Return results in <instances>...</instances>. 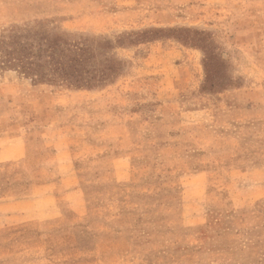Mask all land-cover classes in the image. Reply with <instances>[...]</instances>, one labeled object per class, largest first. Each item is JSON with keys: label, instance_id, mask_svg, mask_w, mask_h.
<instances>
[{"label": "rangeland", "instance_id": "obj_1", "mask_svg": "<svg viewBox=\"0 0 264 264\" xmlns=\"http://www.w3.org/2000/svg\"><path fill=\"white\" fill-rule=\"evenodd\" d=\"M33 28L95 86L13 66ZM0 264H264V0H0Z\"/></svg>", "mask_w": 264, "mask_h": 264}, {"label": "trees", "instance_id": "obj_2", "mask_svg": "<svg viewBox=\"0 0 264 264\" xmlns=\"http://www.w3.org/2000/svg\"><path fill=\"white\" fill-rule=\"evenodd\" d=\"M13 38L10 42L11 49L6 52L7 57L13 58L17 63L13 66H18L21 73L32 82L77 89L95 86V79L87 78L91 72L86 69L89 65L88 50L36 28L19 30ZM207 61L209 60L206 58V67ZM105 78L106 74H103L98 79L99 83H104Z\"/></svg>", "mask_w": 264, "mask_h": 264}]
</instances>
